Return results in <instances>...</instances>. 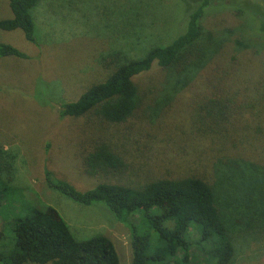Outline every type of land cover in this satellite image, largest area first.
<instances>
[{
  "label": "rangeland",
  "instance_id": "374dc122",
  "mask_svg": "<svg viewBox=\"0 0 264 264\" xmlns=\"http://www.w3.org/2000/svg\"><path fill=\"white\" fill-rule=\"evenodd\" d=\"M200 2L41 0L32 11L37 45L28 43L18 30H0V44L13 46L26 56L0 59V178L5 186L0 184V235L6 249L12 245L13 220L36 206L55 210L76 240L107 237L115 246L119 264H131L129 229L104 204L84 206L48 188L45 169L53 179L78 191L99 183L138 186L188 175L210 181L212 176L215 190L225 195L228 208L223 210L239 223L231 222L228 229L235 251L231 264H264V175H221L214 167L226 157L264 166V95L254 94L264 80L261 1L208 0L202 25L228 38L227 45L162 110L155 112L149 101L146 109L123 124L101 122L91 114L59 117L61 104L76 101L107 78L113 69L112 53L136 59L151 47L168 45L185 31L189 13ZM10 17L7 0H0V20ZM234 40L245 47L234 50ZM233 56L235 71L225 83L242 95L245 104L257 103L255 110L260 114L250 121L248 112L241 125L249 129L257 125L263 135L254 141L252 131H246L232 136L231 145L215 133L200 130L198 102L209 91L210 74L230 63ZM134 82L143 91L174 86L164 83L165 72L156 65ZM100 140L127 165L116 177L89 178L83 173L82 157ZM191 254L199 260L202 257L198 251Z\"/></svg>",
  "mask_w": 264,
  "mask_h": 264
},
{
  "label": "trees",
  "instance_id": "16d2710c",
  "mask_svg": "<svg viewBox=\"0 0 264 264\" xmlns=\"http://www.w3.org/2000/svg\"><path fill=\"white\" fill-rule=\"evenodd\" d=\"M40 1L7 0L11 17L0 20V30H18L28 43L37 45L32 11ZM259 1L264 8V0ZM208 4V0H201L189 13L185 31L168 45L151 47L136 59L120 52L112 53L109 59L113 69L107 78L89 87L76 101L61 104L59 117L81 118L91 114L101 122L123 124L140 113L149 101L155 112L169 105L197 74L222 55L227 45L228 38L209 32L202 25ZM233 43L234 50L245 47L238 40ZM6 57L26 59L13 46L0 44V59ZM154 65L165 72L164 83L173 82L174 86L149 87L147 91L137 86L134 78L149 72ZM235 65L233 56L223 68H215L214 74H210L213 79L209 91L198 102L202 114L200 130L215 133L222 142L231 145L232 136H241L246 131H252L254 141L261 140L259 137L263 135L257 125L254 129L241 125L248 112L250 121L260 112L256 113V102L245 104L242 95L232 92L225 83L235 71ZM259 87L261 89L254 93L256 96L264 95V80ZM216 163V174L264 175V166L245 158L226 157ZM126 167L123 158L101 140L94 142L82 157L83 173L89 178L116 177ZM44 176L48 188L84 206L104 204L116 220L129 229L131 264H231L234 259L228 229L231 222L239 223L223 210L228 208L225 195L220 196L219 189L215 190L212 176L210 181L188 175L138 186L99 183L86 191L53 179L47 169ZM2 181L0 178L3 185ZM10 232L13 238L8 249L1 244L0 235V264H119L110 239L94 236L76 240L52 208L29 207L24 217L13 220ZM192 250L202 255L200 260L194 258Z\"/></svg>",
  "mask_w": 264,
  "mask_h": 264
}]
</instances>
